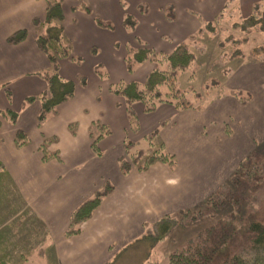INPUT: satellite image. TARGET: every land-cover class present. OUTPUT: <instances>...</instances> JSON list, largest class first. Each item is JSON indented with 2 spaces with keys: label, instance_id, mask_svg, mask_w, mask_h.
<instances>
[{
  "label": "crops",
  "instance_id": "1",
  "mask_svg": "<svg viewBox=\"0 0 264 264\" xmlns=\"http://www.w3.org/2000/svg\"><path fill=\"white\" fill-rule=\"evenodd\" d=\"M84 1L91 15L78 9L77 0L63 4L64 36L71 45V57L80 61L61 60L59 73L75 82L74 96L38 129L39 103L24 109L22 103L46 88L35 74L48 70L49 63L36 48V32L31 26L34 18L43 20L45 2L0 0V111L18 114L15 126L3 120L0 126V264L110 262L143 234L145 224L203 207L207 196L197 198L194 188L213 187V193L238 161L252 151V141L264 137V60L256 61L249 55L252 49L264 46L259 35L243 38V46L254 43L249 57L222 68L227 89L219 85L203 112L160 105L154 113L145 114L141 104H134L139 130L133 133L124 100L109 93L110 85L142 83L155 68L147 61L128 73L127 47L143 44L155 52L169 53L193 37L196 49L206 50L196 59L197 64L210 67L219 58L218 38L205 35L204 28L215 20L227 0ZM259 1L234 2L240 17L245 18ZM126 16L134 22L133 30L123 26ZM97 19L112 29L98 26ZM19 30L26 32L24 41L7 44L6 39ZM242 52L246 57L245 50ZM95 68L104 77L97 75ZM79 77L84 78V86H80ZM227 91L250 93L251 101L241 105L225 95ZM97 121L111 130V135L98 143L101 157L92 153L88 134L91 123ZM165 121L159 139L176 157L175 170L156 163L143 173L132 166L123 176L117 163L126 157L122 142L127 139L136 143V149L146 150L143 138ZM227 123H233L228 134ZM16 130L29 139L21 149L14 144ZM41 135L54 139L49 150L58 153L61 162L42 161ZM140 141L145 142L142 148ZM214 159H218L217 164ZM105 183L113 186V192L81 225V233L66 239L64 233L73 211ZM162 244L155 247L149 260L168 264L169 254L162 251Z\"/></svg>",
  "mask_w": 264,
  "mask_h": 264
},
{
  "label": "trees",
  "instance_id": "2",
  "mask_svg": "<svg viewBox=\"0 0 264 264\" xmlns=\"http://www.w3.org/2000/svg\"><path fill=\"white\" fill-rule=\"evenodd\" d=\"M65 1L44 0L43 20L34 18L31 21V26L36 32V48L46 57L49 63L48 70L35 74L45 83V91L38 96L25 98L22 103L23 109L35 102L39 103V111L35 120L38 129L42 128L50 116L56 115L58 107L71 100L75 93V82L64 79L59 73V62L61 60L80 61L71 57V45L64 36L63 4ZM77 1L79 2L78 9L87 15H91V9L86 2L84 0ZM234 1L227 0L215 20L210 24H206L204 32L210 34L209 31L214 24L219 23L245 37L257 33L261 35L264 41V0L253 4L250 15L245 18L240 17L237 3ZM228 7L236 11L238 14V16H235L236 19H231L233 18L231 16L233 11L229 10ZM96 23L100 27L112 29L110 24L101 20L97 19ZM123 26L133 30L134 22L126 16ZM25 37L26 32L19 30L10 35L6 39V43L17 45L23 42ZM230 38L227 36V41L230 47L232 46L229 47V51H227L229 48L225 47V45H228L225 41L218 44L217 47L221 55L218 61L210 66L212 70L223 68L235 58L243 57L244 54L238 47L240 44H245L244 39L239 42L231 38L232 42ZM195 39L189 37L187 42L177 45L169 53L155 52L140 44V42L137 48L127 47L125 66L128 73H132L136 65H141L147 61L155 65V68L142 83L120 82L109 86V93L123 99L125 102L126 116L131 132L136 133L139 130L138 116L133 109L134 104H141L145 114L154 113L160 105L171 106L176 111L194 110L203 112L205 110L207 103L213 97L214 91L219 87L217 82H212V79H210L206 86L208 94L212 93V95H207L206 91L202 93L203 95L197 96L190 87L186 90L179 89V77L184 73L194 74L196 69L193 54V49L196 50ZM249 55L252 58L263 60L264 46L252 49ZM94 71L97 75L103 76L97 68ZM78 82L80 86L85 84L83 77H79ZM225 95L235 98L241 105H246L251 100L250 93L242 91H227ZM6 96L10 101L8 92H6ZM17 117L18 114L11 110L0 111V126L1 120L15 126ZM166 124L167 121L161 122L143 138L147 143L146 150L136 149V143L130 140L125 139L122 142L126 157L119 158L117 163L123 176L130 172L132 166L139 173H143L156 163L166 166L171 172L175 170L176 157L166 151L163 142L159 139V130ZM69 129L74 134V126L71 125ZM88 134L92 140V153L96 157H101L102 153L98 143L104 137L111 135V130L97 121L91 123ZM41 140L39 151L42 154V161L47 163L52 159H56L61 162L58 153H52L49 150L54 139L41 135ZM14 144L17 149H21L29 144V139L25 133L16 130ZM253 161L255 163L259 162L258 159L255 160L253 157L244 159L231 177V183L234 187H237L243 180L249 185L247 188L240 185L238 189L240 191H237L238 197H235L233 193L228 196L229 186H220L215 193L205 200L203 211H197L200 208L184 210L175 216L164 215L154 224H145L143 234L123 251L132 248L136 244H143L147 249L145 263L157 264L156 260H149L152 257V252L160 242L170 235L175 227H185L202 218L214 217V214L223 206L231 204L234 213L230 217L220 220L188 241L182 248L172 252L168 258V264H264V200L254 201L257 198L258 185L260 183L264 184V156L261 159V165H254L252 164ZM246 164L249 166L248 168L244 167ZM112 192L113 186L105 183L102 189L95 191L89 199L83 201L71 214L64 237L69 239L79 235L81 225L91 218L93 212ZM122 252L116 254L113 260L105 264H116Z\"/></svg>",
  "mask_w": 264,
  "mask_h": 264
},
{
  "label": "rangeland",
  "instance_id": "3",
  "mask_svg": "<svg viewBox=\"0 0 264 264\" xmlns=\"http://www.w3.org/2000/svg\"><path fill=\"white\" fill-rule=\"evenodd\" d=\"M232 6H234V5H232ZM231 7H228V8H230L229 10L233 11L231 13V16L233 18H231V19H236L235 16H238V14L236 13V11L234 9H231ZM222 31H224V32H222ZM209 32H210V34L205 32V35H207L208 37L211 36L212 38H218V41L216 44L217 46L220 42L225 41L228 44V45H225V47H227V48L230 47V44L227 41L228 40L227 36L229 38L231 37V38L236 39L239 42H241V40H243V38L248 40V37L251 35H259L257 33H252V34L245 37L244 35H241L239 32L231 30L229 27H226L224 24L221 25L219 23L214 24L213 28H211ZM259 36H261V35H259ZM231 41L233 42L232 39H231ZM251 44L254 45V43H250V45L246 44L244 46H243V44H240L238 49L241 52H242V50H245V54L247 55V53L251 47ZM230 48L227 49V51H229ZM217 49H218V47H217ZM205 51H206L205 48H204V50H202V49L193 50V54L195 57L194 63H195V67H196L194 74L184 73L183 75H181L179 77L180 87H182V89L185 88L183 90H186L188 87L192 88L197 96H201V95H203L202 94L203 92L207 91L206 86L208 85V83H209L208 81L210 79H212V82H217L218 85H220L223 89H227V87L224 84V79H223L224 78L223 77L224 72H223L222 68H220L218 70H212L211 67L206 68L205 64H200V65L197 64L196 59H198V57H200V56H203L205 54ZM218 51H219V56H220L221 52L219 49H218ZM247 57H249V56L247 55L245 57V55H243L242 58H235L234 60L245 59ZM255 60L257 61L259 59L255 58ZM217 61H218V58L214 61V63ZM260 61H262V60H260ZM185 86H187V88ZM263 88H264V84H263ZM179 89L182 90L181 88H179ZM208 93L209 92L207 91V95H212L211 92H210L211 94H208ZM262 94L264 95V92ZM189 97H191V96H189ZM230 126H233V123L232 124L227 123L225 125V133H229V131L227 132V129L228 128L230 129ZM258 137H263V134L258 135L257 138ZM144 143H145L144 141H140V145H141L140 148H142ZM251 146H252V151L249 154H247L242 160L238 161L236 166L233 168L232 172L229 174V177L227 179H225L224 182L221 183V185H220V186H223V185L229 186L228 187V196H230L233 193V195L235 197H238L237 191H240V190H238L240 188V185L244 186L245 188H247L249 186L248 183L245 182V180H243L241 183H239V185L237 187L232 186V183H231V177H232L234 171L236 170L237 166L240 163H242V161L244 159L249 158V157H253L255 160L258 159L259 162L255 163L253 161L252 164H254L256 166L261 165V159L264 156V137L260 141H257V140L254 142L252 141ZM198 152L200 153L201 151L198 150ZM217 160L218 159H216V160L214 159V164H217ZM205 164H208V163H205ZM248 164H249V162H248ZM228 167H229V165H228ZM244 167L248 168L249 166L246 164ZM197 176L199 178L201 177L200 174ZM221 178H222V176H221ZM194 190L199 194L197 196V198H200V199H202V197L206 198V196L208 198L211 194L216 192V190H215L213 193H211V191L213 190V187L212 188H205V189L194 188ZM263 200H264V184L262 185V183H260L258 185L257 198L254 201H263ZM233 209H234L233 205L226 204L219 211H217V213L214 214L215 215L214 217L202 218V219L198 220L197 222L189 224L185 227H180V226L175 227L171 231L170 235H168V237L164 241H162V243H163L161 245L162 251L167 252V254H169V256H170L172 252L182 248L186 243H188V241L195 238L197 235L202 233L207 228L213 226L214 224H216L220 220H223V219L230 217L234 213ZM203 210H204V205H203V207H200V209L197 211H203ZM177 214L174 213V214H169V215L175 216ZM146 255H147L146 246L143 244H136L132 248H129L128 250L123 251L120 254V258L118 259L116 264H142L146 260V257H147ZM151 260H153V258Z\"/></svg>",
  "mask_w": 264,
  "mask_h": 264
}]
</instances>
